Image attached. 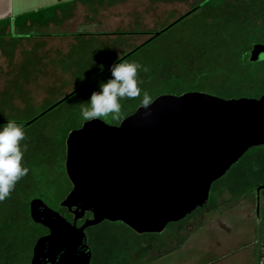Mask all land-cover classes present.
I'll use <instances>...</instances> for the list:
<instances>
[{"label": "water", "instance_id": "95a60500", "mask_svg": "<svg viewBox=\"0 0 264 264\" xmlns=\"http://www.w3.org/2000/svg\"><path fill=\"white\" fill-rule=\"evenodd\" d=\"M250 61H264L263 44L253 47ZM260 146H264V96L162 95L119 126L101 119L85 123L67 142L66 170L73 190L62 207L73 212L75 224L34 200L32 219L50 234L36 244L32 264H90L86 230L104 222H121L140 235L163 233L169 224L206 206L214 183ZM263 189L257 192L259 207ZM88 212L93 218L78 228L76 222Z\"/></svg>", "mask_w": 264, "mask_h": 264}, {"label": "rangeland", "instance_id": "374dc122", "mask_svg": "<svg viewBox=\"0 0 264 264\" xmlns=\"http://www.w3.org/2000/svg\"><path fill=\"white\" fill-rule=\"evenodd\" d=\"M57 1L50 3V6L56 4ZM80 1L84 4L83 7L77 6V0H70L62 7V17L64 18L73 16L76 12L72 20L73 30H69L72 33L78 31L76 27L79 26L80 31L84 27L85 30L87 29V11L94 9V14L100 15L105 21L106 14L100 13L101 5L103 3L110 5L119 0ZM204 1L134 2L117 11L119 19L124 22V27L127 29L117 37L79 36L73 42L69 38H61L60 41L59 39L50 41V47L46 48L47 53L40 51V41H33L35 47L31 51L20 54L19 59H22L23 62L16 64L14 71L9 69L11 66L6 59H0V128L8 120H15L22 125L35 121L37 117L75 91L80 85L86 84L130 53L134 47L146 42L149 36L140 35V31L146 32L145 29L162 31L177 18L186 14L194 6V3L200 4ZM50 6L48 7L51 8ZM94 17L98 19L97 16ZM55 19H58V16L57 12L53 11L45 12L40 20L47 24ZM190 19H187L186 23L190 22ZM132 27L136 31H128ZM98 28L99 25L98 27L94 25L93 29L91 27L89 29L92 32H97ZM186 29L185 22L180 23L146 50L131 58L129 62H138L142 65L148 55L147 52H150L149 55L151 53L152 55L149 62L153 65V63L163 62L164 53H169L170 50L169 54H173L175 51L180 53L183 51L182 45L183 47L185 45L184 43L179 45L180 41L177 38H181V41L184 42ZM39 31L41 34L45 32L42 28ZM132 34L137 35L132 36ZM1 36L2 34H0V42L4 40ZM131 41L136 42L134 45L130 44L128 47L122 48ZM71 46L72 50L69 54ZM118 46L121 49H116ZM30 48L26 47V49ZM154 53H163V57H158V54L156 57ZM58 57L59 59H57ZM52 59H55L53 60L55 64L60 65V70H55L58 73L56 77L60 84H53V80L47 79L52 70H50L51 64H46V61L51 62ZM12 71L14 72L13 77L10 76ZM208 76V74H204L202 79H207ZM111 78V72L107 73L85 93L91 92L97 84L107 82ZM145 91L150 93L148 89H145L137 99L125 103L122 100L121 114L127 112L128 108L135 107L138 104L137 101L143 98ZM79 96L81 95L75 97V101H71L70 104L77 103L80 99ZM76 111L71 110L69 104H66L24 130L26 140L22 142V146L27 144L28 150L24 153L23 165L29 169L27 175H31L34 180L41 177L44 181L39 185V191L35 190L36 187L33 183V188L30 190H34L37 196H42L40 194L43 192L44 196L42 197H45L44 199L51 203L52 207L55 206L59 209V196L63 191L67 192L68 187L65 185L67 181L59 172L65 155L62 149L63 145L58 142L62 137L60 132L66 119L76 118L81 114ZM111 118H103V121L108 122ZM49 138H52L50 146L44 148V142H48ZM40 149H44L51 161L50 165H43L39 162L33 165L34 161L38 160L35 155L40 153L38 152ZM253 152L255 150L250 151L249 155ZM236 170H231L225 178L216 184V187L228 186L232 189L237 185L239 177L242 180H247V177H243L240 173L235 174ZM28 193L29 191L26 194L28 195ZM211 196L212 201H209L205 210L203 208L202 211L194 213L195 215L192 214L186 219L187 223L184 229L179 228L177 224H171L165 232L159 234L160 236L143 237L120 224L103 223L94 227L88 231V234L92 238L94 255H97L96 264H132L134 260H136V264H257L256 251L262 222L260 219L264 220V190L261 193L260 207L258 206L257 192L254 191H250L240 198H235L227 189L215 191ZM262 238L264 252V230H262Z\"/></svg>", "mask_w": 264, "mask_h": 264}, {"label": "trees", "instance_id": "16d2710c", "mask_svg": "<svg viewBox=\"0 0 264 264\" xmlns=\"http://www.w3.org/2000/svg\"><path fill=\"white\" fill-rule=\"evenodd\" d=\"M157 1L177 2L179 0ZM58 8L59 6H56L36 13L21 15L17 17L15 24L20 26L26 24L28 21H39L45 12L51 13ZM198 11V14L194 13L191 19L189 18L190 22L186 23L188 19V17H186L173 26L174 28L180 23L185 22V29L188 28L185 30L186 35L184 37V42L181 41V38H177V40L180 41L179 43L177 42L179 45L182 43L185 45V47H183V45L181 47L183 51L180 53L175 51L173 54H169L170 50L169 53H164V57L163 53H154L156 57L157 54L158 57H163V62L165 63H153V65L149 62L152 53L149 55L150 52H147L148 55L145 58L146 60L143 61L142 66L147 67L149 70L148 72L140 70L138 78L143 81V83L140 84V88L150 91L149 96L151 98V103L162 95L181 96L189 92H204L214 96L217 95V97L224 99L262 98L264 96V61L253 63L250 61V57L251 51L255 45H264V0H209L201 8L196 10V12ZM153 43H155V41L150 40L136 48L135 51L126 59L122 60V62H129L131 58L141 51L146 50ZM179 65L180 67H178ZM110 72L111 69L96 80L92 82H89V80L87 82L88 84H84V87L80 85L77 89L80 87L82 88L67 98L59 107L69 104L71 110L74 109L78 111H76L77 113H81V103L87 104L91 94L94 91H100L101 84H97L95 89L91 90V92H85L88 91V88H91L92 85L94 86L95 82ZM204 74L209 75L207 79H202ZM78 95L81 96L78 97L80 99L77 98V103L70 104ZM142 99L137 101L138 104L135 107L128 108L127 112L121 114L120 119L111 118L108 122H104L109 125H120L124 119L133 115L138 108L144 106L141 102ZM131 100L132 99H123V102H130ZM120 103H122V100ZM57 107L58 106L45 114L44 117L54 112ZM100 119L103 120V118ZM38 120L33 121L32 124ZM87 122L89 121L83 120L81 114L76 118L66 119L64 127H62L60 132L62 137L58 142L63 145L62 149L64 150V155L66 153L65 141L67 137L73 131L81 129ZM52 138H49L47 140L48 142H44V148L50 146ZM253 150H255V152L249 155V152ZM250 151L231 169H237L235 174L240 173L243 177H247V180H242V178L240 179L239 177L237 185H235V188L232 187V189L228 186L216 187L219 180L214 183L211 195L215 191H225V189H227L230 190L235 198H240L250 191L258 192L260 187H264V146L253 148ZM38 152L40 153L35 155L38 160L34 161L33 165L37 162L43 163V165H50L51 161L49 157H47L44 149H40ZM61 164L63 163L61 162ZM59 172L63 177H67L64 164L61 165V171ZM19 182L16 184L10 197L0 202V264H31L36 244L48 233L47 228L35 223L30 214V205L35 198H41L48 205L51 204L44 199L45 197H42L44 196L43 192L40 194L42 196H37L34 190H30L33 188L32 186L34 184L36 187L35 190L37 189L39 191V185L44 182L43 179L40 177L34 180L31 175H26ZM67 185L69 186L68 191H63L64 193L61 191L62 194L59 196V207L62 206L61 202L66 199V195L71 189L69 182ZM27 191H29L28 195L26 194ZM211 197L212 196H210V200ZM203 208L205 210L207 206ZM203 208H199L194 213L197 214L202 211ZM55 209L60 210L62 208L60 207L59 209L55 207ZM87 217H92V214L88 213ZM186 219L172 224H177L179 228L184 229L187 223ZM260 220L262 222L259 228L260 234L258 238L260 239L257 243L256 263L264 264V252L262 248L264 220ZM105 223H110L111 225L120 224L136 233L121 222ZM93 228L94 227H91L89 230ZM141 236L156 237L160 235L143 234ZM90 239L92 241L91 237ZM96 257L97 255H94L93 264H96ZM135 262L136 260H134L132 264H136Z\"/></svg>", "mask_w": 264, "mask_h": 264}, {"label": "crops", "instance_id": "0c3cea01", "mask_svg": "<svg viewBox=\"0 0 264 264\" xmlns=\"http://www.w3.org/2000/svg\"><path fill=\"white\" fill-rule=\"evenodd\" d=\"M55 0H0V34H2L1 37H3V41L0 42V59H6L7 63H9V69H12L13 71L16 68V64H21L23 62L22 59H19L21 56V53H24L25 51H31L35 47V43L33 41H40L41 47L40 51L46 52V48L50 47V41H56L61 38H69L71 42L75 41V38H78L79 36H85V37H97V38H103V37H117L121 35V32L126 31L124 27V22H122L119 19V15L117 14L120 9H122L125 5L132 4L134 2H154L158 3L157 0H119L113 4H102L100 8V13L106 14L105 21L102 20V17L99 15L94 14V9L92 11H87L86 17H88L87 22L88 25H86L87 29H81L80 26L76 27L78 31L70 32L74 26L72 23V20L76 14L74 13L73 16H68L66 18L62 17V7L66 3H68L70 0H58L56 4H53V6H50V3H53ZM78 5L77 6H84V4L77 0ZM157 1V2H156ZM56 7L59 6L57 10V16L58 19H55V21L48 22L47 24L41 20L39 21H28L26 24L23 25H16V19L17 17L27 14V13H36L39 11H42L45 7ZM46 9V8H45ZM77 11V9H76ZM90 12V13H89ZM98 12V11H97ZM94 16H97L98 19H96ZM100 17V18H99ZM120 20V21H119ZM10 21V22H9ZM6 22V23H5ZM94 25L99 28L98 31L92 32L89 28H94ZM42 28L44 33L41 34L39 29ZM48 28H52L49 30ZM132 27L128 31H136V29H133ZM49 30V31H48ZM73 30V29H72ZM123 30V31H122ZM145 31H140V35L142 36H150L149 33L152 32L150 29H145ZM48 31V32H47ZM80 33V34H78ZM113 35V36H111ZM137 34H132V36ZM36 39V40H32ZM149 39L144 42L143 44L147 43ZM136 41H131L128 45H124L122 48L128 47L130 44L135 43ZM143 44L134 47V49L142 46ZM72 45H74L72 43ZM26 47H31L30 49H26ZM53 47V46H52ZM116 49H121V47H117ZM128 49V48H127ZM133 49V50H134ZM72 50V46L68 53L70 54ZM132 50V51H133ZM130 51V52H132ZM13 53V54H12ZM47 53V52H46ZM67 53V54H68ZM59 59V57L57 58ZM122 59V58H120ZM55 59H52L51 62L46 61V64L50 65V70H52V73L50 72L47 76V79L53 80V84H60V81L57 80L56 75L58 73L55 72V70H60V65L53 61ZM63 69V68H61ZM10 73V76L13 77L14 72ZM52 84V83H51Z\"/></svg>", "mask_w": 264, "mask_h": 264}, {"label": "clouds", "instance_id": "9594fccd", "mask_svg": "<svg viewBox=\"0 0 264 264\" xmlns=\"http://www.w3.org/2000/svg\"><path fill=\"white\" fill-rule=\"evenodd\" d=\"M148 68L138 62L121 61L111 66L112 78L101 83L100 91L91 94L87 104L81 103V116L85 121L106 118L120 119L123 99H137L141 96L139 71ZM142 104L147 107L151 98L143 92ZM24 126L15 120L0 128V202L9 198L16 184L25 177L29 169L24 167V153L28 150Z\"/></svg>", "mask_w": 264, "mask_h": 264}, {"label": "flooded vegetation", "instance_id": "af4514ba", "mask_svg": "<svg viewBox=\"0 0 264 264\" xmlns=\"http://www.w3.org/2000/svg\"><path fill=\"white\" fill-rule=\"evenodd\" d=\"M207 1H209V0H205L204 2H202V3H200V4H195L194 3V6L186 13V14H184V15H182V16H180L179 18H177L175 21H173L168 27H166L164 30H162V31H152V32H150L149 33V41L150 40H154L155 42L157 41V40H159L160 38H162L163 37V35L164 34H166L171 28H173V26L176 24V23H178V22H180V21H182L183 19H185L186 17H188V19L189 18H191L193 15H194V13L196 14V13H199V11L198 12H196V10L197 9H199V8H201ZM162 32V34L161 35H157L158 33H161ZM133 51H135V49L133 50ZM132 51V52H133ZM132 52H130V53H132ZM129 53H127V55H128ZM125 57V56H124ZM74 92V91H73ZM72 92V93H73ZM71 94V93H70ZM69 94V95H70ZM68 95V96H69ZM68 96H66V97H64L63 99H61L59 102H61L62 100H64L65 98H67ZM69 98V97H68ZM58 102V103H59ZM58 103H56V104H58ZM55 104V105H56ZM54 105V106H55ZM53 107V106H52ZM51 107V108H52ZM58 107H59V105H58ZM57 107V108H58ZM56 108V109H57ZM60 108V107H59ZM49 110V109H48ZM52 111V110H51ZM45 113V112H44ZM41 116V115H40ZM39 116V117H40ZM44 116H42V117H40L39 119H41V118H43ZM38 118V117H37ZM35 119V120H38V119ZM24 126V130L26 129V128H28V127H30V126H28L27 127V124H24L23 125ZM112 126H119V125H112ZM83 128V127H82ZM79 130V129H78ZM70 136V135H69ZM69 136L67 137V139H66V141H65V144H66V153H65V159H64V161H62V163L65 165V172H66V176L67 177H63V175L61 174V176L63 177V179H65L66 181H67V184H68V182L70 183V185H71V189L69 190V192L67 193V197L69 196V194L71 193V191L73 190V185H72V183H71V181H70V179H69V177H68V174H67V170H66V162H67V142H68V138H69ZM63 164H61V165H63ZM66 183H65V185H67ZM67 187H69L68 185H67ZM262 193V192H261ZM261 193H260V198H261ZM66 197V198H67ZM34 200H41V201H43L48 207H50L52 210H54V211H56V212H58L59 214H61L69 223H71V224H75V218H76V216L73 214V212H71V211H69V209L68 208H66V207H62V206H60L62 209H60V210H58V209H55V208H53V207H51L50 205H48L43 199H41V198H35ZM34 200H32V202L34 201ZM32 202H31V204H32ZM62 205V204H61ZM73 210H75V209H73ZM88 213H90V212H88ZM88 213H86V215H85V217L82 219V220H78L77 222H76V225H77V227L78 228H81L85 223H86V221L87 220H91L92 218H93V214H92V217H87V215H88ZM30 214H31V205H30ZM32 217V216H31ZM105 223V222H104ZM90 229V228H89ZM89 229L88 230H86V240H85V244H86V246L88 247V249H89V251H91V253H92V260H91V263L90 264H93V261H94V251H93V247H92V243H91V239H90V237H89V234H88V231H89ZM48 230V229H47ZM50 234V231L48 230V233L46 234V235H44L43 237H45V236H48ZM42 237V238H43ZM33 257H34V251H33ZM33 257H32V260H33ZM55 263H57L58 261H59V256H57L56 257V259H55ZM31 264H32V261H31ZM43 264H46L45 262H43ZM47 264H52L51 262H49V263H47Z\"/></svg>", "mask_w": 264, "mask_h": 264}]
</instances>
